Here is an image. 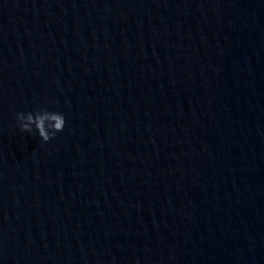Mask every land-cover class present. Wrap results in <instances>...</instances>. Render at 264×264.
I'll return each mask as SVG.
<instances>
[{"label":"clouds","instance_id":"9594fccd","mask_svg":"<svg viewBox=\"0 0 264 264\" xmlns=\"http://www.w3.org/2000/svg\"><path fill=\"white\" fill-rule=\"evenodd\" d=\"M21 131L32 132L33 126L43 142L55 138L56 133L62 132L65 127L63 113L41 109L35 113H17Z\"/></svg>","mask_w":264,"mask_h":264}]
</instances>
